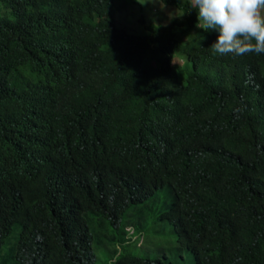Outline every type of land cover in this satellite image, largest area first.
<instances>
[{
  "label": "trees",
  "instance_id": "16d2710c",
  "mask_svg": "<svg viewBox=\"0 0 264 264\" xmlns=\"http://www.w3.org/2000/svg\"><path fill=\"white\" fill-rule=\"evenodd\" d=\"M164 3L175 7V18L136 0H54L39 13H19L15 0H0V110L1 88L24 83L87 109L93 122L73 132L89 143L97 134L117 141L132 172L121 178V169L96 165L101 175L93 178L89 164L76 184L91 189L94 206L80 204L72 218L63 217L74 200L63 180L12 200L26 220L0 217V264H87L92 243L123 238V222L138 226L143 206L160 190L168 201L158 218L183 238L203 237L208 264H264V54L215 56L205 39L213 31L195 27L190 1ZM84 8L94 12L87 26L58 21L86 23L79 19ZM136 26L141 31L133 33ZM183 36L212 59L188 58L190 68L182 69ZM201 126L211 148L225 155L217 174ZM45 162L69 166L59 155ZM85 211L98 218L92 227L109 219L120 233H89ZM112 264L165 263L123 252Z\"/></svg>",
  "mask_w": 264,
  "mask_h": 264
},
{
  "label": "clouds",
  "instance_id": "9594fccd",
  "mask_svg": "<svg viewBox=\"0 0 264 264\" xmlns=\"http://www.w3.org/2000/svg\"><path fill=\"white\" fill-rule=\"evenodd\" d=\"M53 1L15 0V6L16 11L19 13H39L49 9ZM189 1L191 9L188 10L191 14L196 12L197 16L195 27L199 25V28L207 33L213 31L205 38L206 45L212 54L228 57L264 54V0ZM136 2L142 6L145 4H159L163 10L172 7L173 11H168L166 14L169 13V19L176 16L174 14L175 7L169 4L165 7L164 0H143V2L136 0ZM111 9L114 11L112 7ZM78 10L79 19L81 21L85 19L86 23L71 19H56L67 28L87 26L94 12L86 8ZM162 22L164 21L162 20ZM159 26L156 25V27ZM140 29V26L134 27L133 33H137ZM190 31L194 33L193 29ZM187 37L183 36L181 38V42H184L183 45H185V52L178 59L180 67L184 70L190 68L188 58L195 64L209 62L212 58L205 55L201 45L191 41L185 42L188 40ZM1 90L3 91L0 110V123H2L0 130L1 218L26 220L25 213L10 202L37 186H45L50 189L59 180H63L70 187L74 197L72 205L63 215L64 218L74 217L80 204L93 207L91 189L76 184L78 175L89 164H93V167L88 171V174L93 178L101 175V169L96 168V165H106L109 169H121V178L132 175L127 167V154L121 151L123 146L117 141L97 134V140L89 143L88 140L78 138L73 132L75 127L91 124L93 122V112L83 108H70L57 95L32 87L29 83H24L22 87L14 86L9 90H3L2 88ZM201 128L207 138L209 153L215 162L217 174L219 165L225 155L220 150L211 148L208 131L202 126ZM88 144H91L95 150L91 148L88 150ZM250 150L253 157L257 159L260 150L255 142L250 146ZM50 155L64 157L69 162V166L47 165L45 159ZM83 197L88 200L84 201ZM88 214L93 213L85 211L83 217L86 224L90 219L87 224L89 233L91 229L92 232H94V229L97 231L96 226L92 227L91 223L93 221ZM106 221H109V219ZM138 223L139 225L136 226L128 224L125 220L122 224L123 238L113 243L121 246L134 243V245L139 246L143 235L140 220H138ZM111 225L115 229L113 234L120 233V229L115 224L111 223ZM175 240L179 246H183L189 251L194 264H208L210 252L203 242V237L187 239L175 232ZM111 249L113 250L111 253H108L110 249L106 250L108 260H110L108 264H112L119 253H123L116 254L115 249ZM147 260L157 262L160 259L147 258ZM93 262L94 254L92 260L87 264H93Z\"/></svg>",
  "mask_w": 264,
  "mask_h": 264
},
{
  "label": "rangeland",
  "instance_id": "374dc122",
  "mask_svg": "<svg viewBox=\"0 0 264 264\" xmlns=\"http://www.w3.org/2000/svg\"><path fill=\"white\" fill-rule=\"evenodd\" d=\"M141 1L143 2V0ZM149 5L151 6L152 4ZM144 6H146V4ZM131 7L132 10H130ZM130 8L127 9L126 14L131 15V17L129 16L131 20L137 11L135 5L130 6ZM168 11H173V8L169 7L168 9H164L162 13L166 14ZM164 201H168V196L164 190H160L143 206V219H139L143 237L139 246L134 245V243L121 246L117 243L108 241H104L102 245H96L93 242V264H108L110 260H108L106 250L111 248L115 249L116 254L119 252H128L143 258H158L165 264H194L189 251L185 247L179 246L176 242L175 232L171 222L166 219L158 218V212L163 207ZM88 215L92 218L93 223L98 221L96 215ZM97 232L111 235L115 233V229L109 221H105V225L102 228H97Z\"/></svg>",
  "mask_w": 264,
  "mask_h": 264
}]
</instances>
